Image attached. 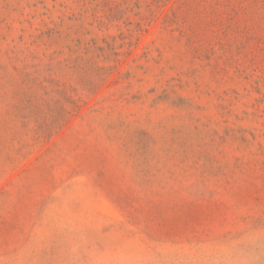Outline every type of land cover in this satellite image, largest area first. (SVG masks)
Returning a JSON list of instances; mask_svg holds the SVG:
<instances>
[{"label": "rangeland", "instance_id": "1", "mask_svg": "<svg viewBox=\"0 0 264 264\" xmlns=\"http://www.w3.org/2000/svg\"><path fill=\"white\" fill-rule=\"evenodd\" d=\"M0 264H264V0H0Z\"/></svg>", "mask_w": 264, "mask_h": 264}]
</instances>
